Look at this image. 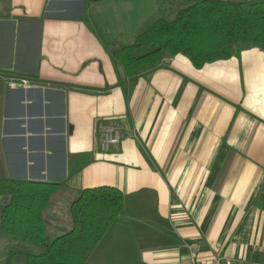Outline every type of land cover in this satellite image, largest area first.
Here are the masks:
<instances>
[{"label": "crops", "instance_id": "0c3cea01", "mask_svg": "<svg viewBox=\"0 0 264 264\" xmlns=\"http://www.w3.org/2000/svg\"><path fill=\"white\" fill-rule=\"evenodd\" d=\"M170 2L0 0V177L68 181L55 229L81 189L119 188L124 208L87 264H264V51L202 68L167 57L128 94L108 51ZM108 122L123 136L104 152Z\"/></svg>", "mask_w": 264, "mask_h": 264}, {"label": "trees", "instance_id": "16d2710c", "mask_svg": "<svg viewBox=\"0 0 264 264\" xmlns=\"http://www.w3.org/2000/svg\"><path fill=\"white\" fill-rule=\"evenodd\" d=\"M126 94L167 57L183 54L197 68L233 56L242 47L264 51V0H171L137 30L131 43L107 41ZM68 181L0 177V264H87L125 205L110 185L81 189L69 204V226L48 233L52 204Z\"/></svg>", "mask_w": 264, "mask_h": 264}, {"label": "built area", "instance_id": "2783aa9c", "mask_svg": "<svg viewBox=\"0 0 264 264\" xmlns=\"http://www.w3.org/2000/svg\"><path fill=\"white\" fill-rule=\"evenodd\" d=\"M9 85L12 86H31L30 82L25 78L11 77ZM123 136L122 125L114 122H108L101 125L99 133V145L104 152L110 151L112 147L118 145ZM188 264H231L228 258L220 257V255L212 256L209 258L197 259L194 254L191 255Z\"/></svg>", "mask_w": 264, "mask_h": 264}, {"label": "rangeland", "instance_id": "374dc122", "mask_svg": "<svg viewBox=\"0 0 264 264\" xmlns=\"http://www.w3.org/2000/svg\"><path fill=\"white\" fill-rule=\"evenodd\" d=\"M6 200H7V197L6 196H3V197L0 198V207L4 204V202ZM64 211L65 210L63 209V213H64ZM63 224L64 223H61V225H63ZM66 228H68V227H66ZM62 232H64V229H62V228L61 229H55V227H53V225H52V227L49 226V228H48V233L50 234L51 237H55V236H57L58 234H60ZM1 242H4V240L3 239H0V263L2 261V256H1V250H2V248H1Z\"/></svg>", "mask_w": 264, "mask_h": 264}]
</instances>
